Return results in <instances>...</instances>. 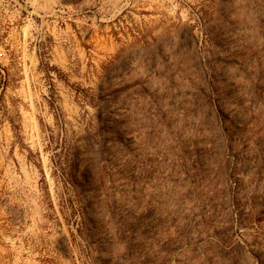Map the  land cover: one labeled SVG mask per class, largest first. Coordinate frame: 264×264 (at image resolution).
<instances>
[{
  "label": "rangeland",
  "instance_id": "374dc122",
  "mask_svg": "<svg viewBox=\"0 0 264 264\" xmlns=\"http://www.w3.org/2000/svg\"><path fill=\"white\" fill-rule=\"evenodd\" d=\"M0 264H264V0H0Z\"/></svg>",
  "mask_w": 264,
  "mask_h": 264
}]
</instances>
